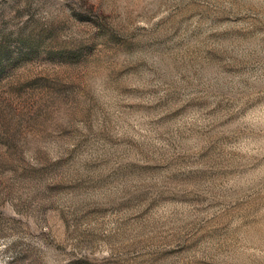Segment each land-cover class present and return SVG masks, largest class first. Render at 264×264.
Listing matches in <instances>:
<instances>
[{"label": "rangeland", "instance_id": "1", "mask_svg": "<svg viewBox=\"0 0 264 264\" xmlns=\"http://www.w3.org/2000/svg\"><path fill=\"white\" fill-rule=\"evenodd\" d=\"M0 264H264V0H0Z\"/></svg>", "mask_w": 264, "mask_h": 264}]
</instances>
